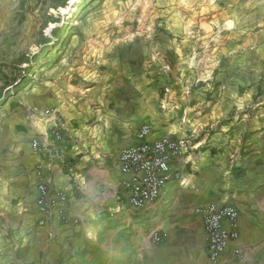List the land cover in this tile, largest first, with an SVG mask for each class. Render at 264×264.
Listing matches in <instances>:
<instances>
[{"label": "crops", "instance_id": "0c3cea01", "mask_svg": "<svg viewBox=\"0 0 264 264\" xmlns=\"http://www.w3.org/2000/svg\"><path fill=\"white\" fill-rule=\"evenodd\" d=\"M229 23L195 34L188 50L176 39L177 49L142 47L136 65L131 54L122 68L52 80L45 111L32 103L40 122L28 124L29 139L19 133L22 108L0 122V264H211L196 212L210 203L239 212L220 264H264V30L231 33ZM147 124L148 141L170 136L191 150L171 162L177 176L159 200L138 210L119 200L128 176L118 157L141 144ZM39 184L65 196L49 216Z\"/></svg>", "mask_w": 264, "mask_h": 264}, {"label": "rangeland", "instance_id": "374dc122", "mask_svg": "<svg viewBox=\"0 0 264 264\" xmlns=\"http://www.w3.org/2000/svg\"><path fill=\"white\" fill-rule=\"evenodd\" d=\"M222 17L229 19L231 33L237 27L264 30V0H0V122L22 108L19 133L31 137L28 124L40 122L32 103L40 102L38 110L45 111L52 80L59 84L68 73L110 63L122 68L131 54L136 65L142 47L171 41L177 49L176 39L188 50L195 34L217 32ZM102 252L109 257L107 248Z\"/></svg>", "mask_w": 264, "mask_h": 264}, {"label": "built area", "instance_id": "2783aa9c", "mask_svg": "<svg viewBox=\"0 0 264 264\" xmlns=\"http://www.w3.org/2000/svg\"><path fill=\"white\" fill-rule=\"evenodd\" d=\"M151 133L150 125H144L138 132L140 145L124 148L120 151L118 161L121 172L128 178L121 181L119 188L123 192L119 200L125 198L134 209L144 210L156 203L165 188L175 178L171 170V162L181 155L190 152V145L165 136L156 141L147 140ZM56 141L62 140L59 130L52 131ZM39 141L32 142V149L39 151ZM39 210L49 216L65 199L62 193H53L46 184L38 186ZM203 216V224L207 237V255L211 264H220L231 241L238 238L239 212L232 206H218L210 203L196 211ZM41 225L44 221H41ZM229 229L227 228V225ZM154 242L161 237L154 232ZM239 255V252H236Z\"/></svg>", "mask_w": 264, "mask_h": 264}, {"label": "bare ground", "instance_id": "6f19581e", "mask_svg": "<svg viewBox=\"0 0 264 264\" xmlns=\"http://www.w3.org/2000/svg\"><path fill=\"white\" fill-rule=\"evenodd\" d=\"M71 12V11H70ZM73 13L75 14V11H73ZM73 13H70V20H72L73 18H74V15H73Z\"/></svg>", "mask_w": 264, "mask_h": 264}]
</instances>
